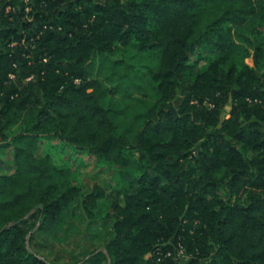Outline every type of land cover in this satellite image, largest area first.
I'll use <instances>...</instances> for the list:
<instances>
[{
	"label": "trees",
	"instance_id": "trees-1",
	"mask_svg": "<svg viewBox=\"0 0 264 264\" xmlns=\"http://www.w3.org/2000/svg\"><path fill=\"white\" fill-rule=\"evenodd\" d=\"M146 77L155 95L133 96ZM52 137L122 187L85 192L39 154ZM3 144L0 264H49L32 239L104 197L111 235L89 264H264V0H0ZM179 244L183 262L166 256Z\"/></svg>",
	"mask_w": 264,
	"mask_h": 264
},
{
	"label": "rangeland",
	"instance_id": "rangeland-1",
	"mask_svg": "<svg viewBox=\"0 0 264 264\" xmlns=\"http://www.w3.org/2000/svg\"><path fill=\"white\" fill-rule=\"evenodd\" d=\"M135 52L137 53V50L133 48L128 50L126 54L130 55ZM157 59L156 54H151L145 56L141 63L152 62L150 63L152 65L158 62ZM203 61L204 59L201 58L200 62ZM247 61L253 64L252 58ZM106 63L102 65L101 61L97 60L91 69V75L106 80V76L110 71ZM146 79L147 77L144 81L147 84L146 92H148V96H144L137 91L133 92V96H143L148 99L155 95ZM115 99H122V96L118 94ZM179 101L180 98L176 100L177 103ZM3 145L5 146H0V174L11 173L15 169L13 148L6 144ZM47 153L54 156L58 165H64L70 169L75 183L82 186L85 192L100 187L109 195L116 188L122 187L118 186L120 184L116 166L96 163L95 158L79 154L57 138H48L41 143L39 154L45 155ZM109 207V197L101 198L98 206L93 209L92 222V218L78 204L65 210V223L58 235L54 237L35 236L32 239V246L29 244L31 250L46 259L49 264H89L87 259L90 254L88 255V253L104 249L105 244L110 239L111 223L107 219Z\"/></svg>",
	"mask_w": 264,
	"mask_h": 264
},
{
	"label": "built area",
	"instance_id": "built-area-1",
	"mask_svg": "<svg viewBox=\"0 0 264 264\" xmlns=\"http://www.w3.org/2000/svg\"><path fill=\"white\" fill-rule=\"evenodd\" d=\"M166 256L173 257L176 262H183L189 258L182 244H179V246L174 251H169Z\"/></svg>",
	"mask_w": 264,
	"mask_h": 264
},
{
	"label": "water",
	"instance_id": "water-1",
	"mask_svg": "<svg viewBox=\"0 0 264 264\" xmlns=\"http://www.w3.org/2000/svg\"><path fill=\"white\" fill-rule=\"evenodd\" d=\"M39 207H42V205H39ZM36 209L37 208H35L31 213H29L27 217H29ZM12 224H14V223H12Z\"/></svg>",
	"mask_w": 264,
	"mask_h": 264
}]
</instances>
